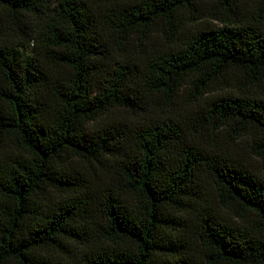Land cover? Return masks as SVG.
<instances>
[{
  "label": "trees",
  "instance_id": "1",
  "mask_svg": "<svg viewBox=\"0 0 264 264\" xmlns=\"http://www.w3.org/2000/svg\"><path fill=\"white\" fill-rule=\"evenodd\" d=\"M0 264H264V0H0Z\"/></svg>",
  "mask_w": 264,
  "mask_h": 264
},
{
  "label": "rangeland",
  "instance_id": "2",
  "mask_svg": "<svg viewBox=\"0 0 264 264\" xmlns=\"http://www.w3.org/2000/svg\"><path fill=\"white\" fill-rule=\"evenodd\" d=\"M206 21H208V23H214L210 18H206ZM216 23V22H215ZM179 103V110H183V107L187 106V102H185L183 96H180V100L178 101ZM216 139L218 140L219 139V136L216 137ZM238 150L240 152H247V149H246V146H245V143H242L240 145H238Z\"/></svg>",
  "mask_w": 264,
  "mask_h": 264
}]
</instances>
